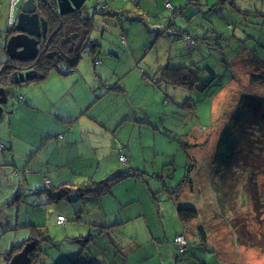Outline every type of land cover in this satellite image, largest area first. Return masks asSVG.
<instances>
[{
    "label": "rangeland",
    "instance_id": "374dc122",
    "mask_svg": "<svg viewBox=\"0 0 264 264\" xmlns=\"http://www.w3.org/2000/svg\"><path fill=\"white\" fill-rule=\"evenodd\" d=\"M140 1L143 11L152 12L138 15L134 10L129 15H119L112 26L102 13L106 9H101L104 0H89L85 6L94 20L90 40L98 46L95 56L102 65L94 66L95 56L91 57V44H87L74 71L79 80L75 81L73 75L61 77H72L71 85L79 83L62 94L60 106L68 110L73 109L74 103L87 100L82 84L90 82V88L98 82L96 89L91 90L98 97L92 95L93 101H88L91 104L86 105L89 108L82 118L90 125L87 131L97 128V133L81 137L76 147L62 152L50 144L35 158V148H25L24 139L10 140L11 130L3 115L6 122H0V141L14 144L15 154H0V264H8L12 250L30 239L43 241L38 245L40 257L35 264H163V261L165 264H264V250L242 248L232 240L230 222H245L246 231L251 233L257 227L253 206H247L250 202L244 197L243 188L239 187L234 195L237 197L234 208L217 204L222 192L215 193L214 189L221 178L229 180L226 171L234 166L241 167L246 181V175L255 174L261 191L264 132L257 134L264 121V30H260L264 20L258 17V11L264 13V0H238L234 6L229 3L223 17L219 13L218 19L209 13L203 0H199L200 6L197 0ZM110 2L109 6L121 5ZM165 4L172 10L165 9ZM180 8L186 12L182 16L177 13ZM172 18L176 34L188 28L215 45H199L192 57L196 63L192 69L198 75L195 91L168 90L163 86L159 89L151 83L159 69L189 63L185 45L178 41L169 43L171 38L165 33L168 19ZM121 22L129 30L128 37L126 32V36L122 35ZM155 28L162 36L154 34ZM125 37L127 45L123 47L121 41ZM238 59L249 73L250 83L245 86L255 91L243 90L236 95V89V94L225 95L219 104L213 102L217 92L232 79ZM23 86L17 87L10 100L9 113L12 108L18 109L17 98L22 96ZM56 87L53 84L52 91ZM260 115L262 118H257ZM248 121L250 129L245 130ZM26 124L29 125V120ZM246 131L262 138L263 143L250 150L249 155L239 153ZM118 145L123 147L120 154L129 158L127 165L120 164L119 155H114L116 150L112 148ZM73 151L81 160H74ZM63 158L72 160L71 169L84 176L85 179L78 177V184L87 179L101 183L119 173L125 177L114 183L109 193L93 197L101 199L55 201L43 192L52 188L42 182L43 177L50 178L45 168L49 173L53 168L40 169V166L54 165ZM23 170L28 174L19 175ZM30 191L35 194H29ZM260 198L264 208V193ZM179 208L198 211L196 225L208 230L209 250L196 247L199 237L197 243L187 240L188 252L179 255L176 249V257L169 261L166 254L172 237L175 233L187 236L177 217ZM58 215L65 218L64 226L56 225ZM131 218L135 221L126 223ZM148 229L156 240L151 235L147 237ZM215 255H220L222 260Z\"/></svg>",
    "mask_w": 264,
    "mask_h": 264
},
{
    "label": "crops",
    "instance_id": "0c3cea01",
    "mask_svg": "<svg viewBox=\"0 0 264 264\" xmlns=\"http://www.w3.org/2000/svg\"><path fill=\"white\" fill-rule=\"evenodd\" d=\"M110 1L120 2L121 5L116 6L115 4H113V6H109V4L111 3ZM148 1H150V0H148ZM200 1L199 0L196 1V2H198V6H200L201 3L203 2L205 4V6L209 9V13L217 19L219 17V13H220V16L223 17L224 10L228 9V4H223L222 6L220 5V6L214 7V5L216 3H218V1H220V0H203L201 3H200ZM233 2H234V4L235 3L238 4V0H233ZM103 3H105V5L103 6V9H105V8L106 9L105 10L102 9L103 10L102 13L104 14V16H106L109 19V21H110L109 24L112 26H115L114 23L116 20H114V19H117V17L119 15L126 14V13L129 15V13H134V10L137 12L138 15H140V14L148 15L150 12H152V10H150V9L143 11L142 4H139V3H141L140 0H133V2H131L130 0H104ZM196 6H197V4H196ZM146 8H149V7H146ZM184 10H185L184 8H180L179 10H177L178 11L177 13L182 16L186 13ZM239 11L242 12V10H240V9H239ZM8 13H9V0H0V35L2 38V43L0 44V72L8 64V61H9V59L6 55V51H5V43H4L5 41L3 40V35L6 34V31L8 29H10V28H8V25H7ZM82 14H83L84 18L92 19L90 17L91 11L87 6H85L83 8ZM193 16H196V15H193ZM258 17L260 19L264 20V13L258 11ZM129 18H130V16H129ZM191 20H193V19H191ZM168 21H169V23H168L167 28L165 29V33L167 30H172L174 28V26L172 25V23H174L173 18L171 20L168 19ZM93 22H94V20H93ZM187 22L190 23V21H187ZM120 24H121V28H122L121 29L122 35L126 36V34H125V32H126L127 37H128L129 36V30L125 29V25L122 24V22ZM154 30H155V32H154L155 35H157L158 37L162 36V33H158L159 31L157 30V28H155ZM201 30L203 31V29H201ZM260 30L261 31L264 30V23H263V25H260ZM4 31H5V33L2 35V33ZM148 32L151 33L152 31L150 29H148ZM206 32L208 35V31H206ZM149 33H148V35H149ZM180 33H182V34L184 33V35L188 36V38H189L188 40H190V39L191 40H193V39L198 40L197 44H191L190 42L187 41V37L184 38L183 36H180L181 34H179L178 36L168 35V37L170 36V38H171L169 43H173L175 41H178V42H180V44L185 45V51L188 52L187 59H189V63L191 65L188 67L187 65L189 63H184V64H182L183 66H181V67L182 68L183 67L184 68H190L192 66L190 69L194 70L192 68H193V66H195L196 63L193 62L194 61L193 58H194L196 51L200 47L199 45L204 46L205 43H206V46H208V47H215V45H211V44H213L212 40L207 39L206 37L204 39H202V38L200 39V37H198L196 35L198 32L192 33L189 31L188 28H186L185 31L180 32ZM203 33H204V31H203ZM148 39H150V38L148 37ZM215 41H217V40H215ZM221 41L222 40H219V42H221ZM157 42L158 41L156 40V44H157ZM121 44L123 45V47H124V45H127L126 37L124 39V43L121 41ZM215 44H217V43H215ZM130 50L132 51V49H130ZM182 51L183 50H181V52ZM217 51L219 52V47H217ZM221 51H222V54L226 57V55L224 53V49H221ZM235 60H236V58L233 61L235 62ZM237 61H239L238 64H236L234 67L232 65V67H233L232 79L229 81L228 85L222 87L217 92V95L213 97V99H214L213 102H216L219 104V101L221 99H223L225 97V95H227L231 92L236 94V91H235L236 89H238V93L236 95L240 94V92L243 90L255 91L254 89H252L253 87L245 86L246 84L248 85L250 83L248 80L249 79V77H248L249 73L246 72L243 67H241V62H242L241 59H238ZM92 62H93V60H92ZM100 64L102 65L101 61H100ZM99 65L96 67H99ZM218 65H221L220 62L218 63ZM181 67H175V68H181ZM76 69H77V66L69 74H60L57 71H52L47 76V78L40 83L24 84L23 88L21 89L23 94H22V96L18 97V98L22 97L24 103L21 104V103L17 102L19 104L18 109L12 108L11 113H9L10 107L7 106V108L5 109V111L3 113V115L5 114L7 117L6 118L7 119V126L9 127V130H11V133H12V134L10 133V140H13V138H15V137L20 139V140L24 139L25 144H26L25 148L26 147H30L29 149L35 148L34 149L35 150V152H34L35 158H38V155L41 152V150L50 144H54V147L58 146L59 150L62 152L64 150H69V149L76 147L77 144L80 143L81 137L86 136L89 133H92V134L97 133V128H92V129H90L91 131H87L86 127L90 128V125L88 124V122H86L87 120L83 121L82 118H84L87 114V110L89 108V107H87L88 106L87 104H91V103H88V101L89 102L93 101L92 95L95 99H96V97H98V95L96 94V91H91V90L96 89L98 82H94V84L90 88L88 87L90 82L86 83V84H82L84 87V93H85V96L87 99L85 102L74 103L72 110L66 109L65 106H60V102L63 99L62 94L66 90L73 89L75 86L76 87L79 86V85H76L79 83H76L75 85H71V82H74L73 79H75V81L79 80L77 73L76 72L74 73V71ZM52 73H54V74H52ZM68 75L69 76L73 75V79H71L72 77L68 78V79L61 78V77H66ZM212 76L214 78V75H212ZM53 84H57L55 91H52V85ZM238 85H239V88H237ZM262 88L264 89V84L262 85ZM25 89H26V91L24 92ZM101 90H103L102 86H101ZM105 90L108 91V86H106ZM54 108H57V111H54L53 110ZM214 112H215V106H212V113H214ZM3 115L0 119V122L1 121L6 122ZM27 118H29V119H27ZM28 120H29V125L26 124V122H28ZM23 124L28 125V126L24 127ZM28 138H30L29 139L30 141L26 142V140H28ZM54 140H56V141L54 142ZM0 143L4 144L7 148L10 149L9 150L10 154L11 153L15 154V152L13 150L14 144H12L10 142L9 145H7L2 141H0ZM111 148H112V146H111ZM112 150H116L114 152V155L120 156V155H122V154H120V152H122L123 147L121 146V149H118V146H116V148H112ZM9 153H7V154H9ZM71 154L74 155L75 161L81 160L80 156L78 154L77 155L75 154V151L71 152ZM119 156H118V160H119ZM124 157L126 158V162L125 163L120 162V164L127 165L129 158H127L126 156H124ZM11 158H14V156H11ZM82 158H84V157H82ZM5 162H7V161H5ZM71 162H72V160L69 161L68 158H66V159L63 158L61 160V162H58L54 165H49L47 163V165L43 164V166H40L41 167L40 169H43L44 167H49V166L53 168V170H51L50 173L48 172L47 168H45L46 173L48 174L47 176L50 178L47 179V178L43 177L42 178L43 184L51 187L52 191L54 193H56L57 190L62 188L63 186H67V187L75 189V188L81 187V186H88V185L96 184L91 179H87L86 181H84L83 184H78V182H79L78 177H81L83 175L77 174L75 170L71 169ZM131 165H132V163H131ZM170 169H173V167L171 166ZM66 172H68V173H66ZM18 174L24 176V175H27L28 172L26 170H23L22 173L18 172ZM31 174L36 176L38 173H31ZM83 178H84V176H83ZM184 183H185V181H184ZM162 186L164 189H166V184L164 182H162ZM178 187L180 188V190L181 189L183 190V188H184L181 185H179ZM180 190H179V192H181ZM33 194H35V193L33 192ZM177 194H180V193H177ZM101 198H93L92 197L93 200L94 199H101ZM88 199L90 200V198H88ZM90 201H92V200H90ZM126 206H128V205H126ZM179 209H181V208H179ZM58 217H62V216L58 215L57 218ZM177 217H178V215H177ZM134 219L135 218L128 219V221H126V223L132 222ZM138 219H139V216L136 217L135 220H138ZM197 221L198 220H196L195 223H193V224L182 226L183 232L185 234H187V236H188L187 239L189 242H193V243L198 242V234H197V229H196L198 226V225H196ZM55 223H56V225H58L57 219H56ZM65 224H66V220H65ZM64 225H58V226H64ZM147 235H148L147 237H150V235H151L155 239V236L153 235V233L151 232L150 229H148ZM177 235H182V234L175 233L174 237H172V239H171V242L169 244V248H167V254L168 255L166 254V256H167L166 258H168L169 261H171L172 259H174L176 257V254H175L176 247L173 244V240ZM159 249L161 250L160 247H159ZM161 259L163 260V258H161ZM221 260H222V257H221ZM163 264H165V261H163Z\"/></svg>",
    "mask_w": 264,
    "mask_h": 264
},
{
    "label": "trees",
    "instance_id": "16d2710c",
    "mask_svg": "<svg viewBox=\"0 0 264 264\" xmlns=\"http://www.w3.org/2000/svg\"><path fill=\"white\" fill-rule=\"evenodd\" d=\"M45 1L46 4L39 2L38 8H39L40 16H42L46 20L48 25L47 47L45 48V50L41 48L39 50V54L37 58L32 62L18 63L9 60L8 64L5 66V69L0 72V80L2 82L7 81L8 79H12L11 76L15 71L14 70L15 67H20V68L31 67L32 70H34V72L36 73V77L32 81L24 82L23 84H20L17 87L28 83L37 84L44 81L52 71H57L56 68L60 63H65L68 66V69L72 72L73 69H75V67L77 66L79 62L78 60L81 57L80 54L85 48V45L87 44H91V50H90L91 57L96 55L95 53L98 46L95 45V43L92 40H90V31L93 30L92 28L93 20L84 18L82 14V10L80 12H74L69 15L60 16L58 15V10L55 0H45ZM229 3L230 5L234 4L233 0H220L218 1V3L214 5V7L220 5L222 6L223 4H229ZM171 31L173 32L172 34H167V33L166 34L174 35V36H178L179 34H181L180 36H183L184 38L187 37V39H189L188 36L184 35V33L176 34L174 32V29H172ZM12 35H15L14 27H11L6 31L7 38ZM190 41L195 42V44L198 43L197 39H193V40L190 39ZM97 60L98 58L97 56H95L93 58V64ZM193 71L194 70H191L190 68H184V67L162 68L157 71V74L155 75L156 78L152 83L159 89L161 88V86H163L164 89L168 88V90L169 88H171L172 90L182 89L187 91H192V90L195 91L198 85V75ZM17 87H15L14 89V94ZM204 89L205 86H203L200 89V91L203 92ZM249 92L252 93L254 91H249ZM17 102L21 104L24 103V101L19 102V98H17ZM239 104H241L242 108H244L243 102L241 103L240 101ZM246 108L248 109L249 107L246 106ZM257 110L258 109H254V111ZM257 118H262V115H260ZM250 125L251 122L248 121L245 130L250 129ZM262 126L263 127L261 126L259 127L260 133L257 134V136L260 135L262 132H264V121L262 122ZM243 135H245L246 137H244L243 145H240L241 147L239 149L240 150L239 153H244V154L246 153L245 155H249L248 153H250V150L254 149L255 147L259 148L261 145H263V143L261 142L262 138L259 137L257 138L255 134L246 131L243 133ZM5 148L6 151L0 152L1 154L4 153L6 154V152L9 153L10 149L7 148L6 146ZM118 149H121L120 145H118ZM241 171H242L241 167L235 169L234 166L231 167L230 171H226L227 174H230L229 180L226 181V178H221L222 181H220L218 185H216L214 188L215 193L217 190H221L222 192L221 198H217L216 203L224 204L227 208L228 207L234 208L233 206H235V203L237 201V197L234 195H236V191L238 190L239 187L243 188L244 197L246 198V200L248 199V202H250V204L247 206L250 208L253 206L254 223L256 224L257 227L255 228L254 233H251L246 231L247 226L245 225V222L242 223L230 222V227L232 231V240L235 243V245L242 248L264 250V208H262L261 204L259 203L261 199L260 198L261 193H264V174L260 175L262 181L260 185L261 191L259 193L257 188L258 184L256 181L257 178H255V174L249 173L248 175H246L248 177L246 181L244 179L243 172ZM124 177L125 174L119 173L101 183H96L88 186H81L75 189L67 186H63L62 188L58 189L56 193L47 190H43V192L48 193L50 198L55 201H60L63 199H67L69 201L71 199L86 200L88 198L101 196L109 193L113 184L119 182ZM251 189H253L254 191L251 192ZM29 194L33 195V192L30 191ZM177 215L183 226L193 224L196 220L199 219L198 211L191 208L178 209ZM206 232L209 233L208 230L203 228L202 226L197 229L199 243L196 245V247L198 246L201 247V249L208 251L209 237L207 236ZM182 237H184L186 241L188 240L186 236L182 235ZM42 242L43 241L40 240L36 241L33 239L25 241V243H23L22 246L17 248V250L15 249L12 250L11 255L8 258V262L10 261L13 255L19 253L27 244H32L33 249L29 254V259H30V264H35L38 258L40 257V254L38 253V245L39 243ZM173 244L175 245L179 255H184L188 252L187 244L185 246V251L183 252L179 251L176 244L174 243V240H173ZM215 247L217 248V246ZM215 257L221 259L220 255H215ZM223 263L224 262H222L221 264Z\"/></svg>",
    "mask_w": 264,
    "mask_h": 264
},
{
    "label": "water",
    "instance_id": "95a60500",
    "mask_svg": "<svg viewBox=\"0 0 264 264\" xmlns=\"http://www.w3.org/2000/svg\"><path fill=\"white\" fill-rule=\"evenodd\" d=\"M89 0H55L58 15L65 16L80 12ZM46 4L45 0H25L22 2L14 25L15 35L3 37L5 51L10 61L28 63L34 61L41 49V43L47 42L48 25L40 16L38 4ZM106 3V2H105ZM102 5L101 9H103ZM5 67L3 68V70ZM12 79L5 82L0 80V119L14 97V89L24 82L32 81L36 77L34 70L14 68ZM32 244H27L19 253L15 254L8 264H30L29 254Z\"/></svg>",
    "mask_w": 264,
    "mask_h": 264
},
{
    "label": "built area",
    "instance_id": "2783aa9c",
    "mask_svg": "<svg viewBox=\"0 0 264 264\" xmlns=\"http://www.w3.org/2000/svg\"><path fill=\"white\" fill-rule=\"evenodd\" d=\"M23 2V0H9V13H8V28H11L15 25L16 22V17L19 12V6ZM165 8L168 10H171V6L169 4H165ZM167 34H172L173 32L171 30L166 31ZM188 40V39H187ZM124 43V40H122ZM191 44H195V42L188 40ZM0 43H1V37H0ZM47 47V42L41 43V48L45 50ZM100 64V61H95L94 65L98 66ZM57 72L60 74H69L71 71L68 69V66L65 63H60L58 64L56 68ZM23 99L19 98V102H22ZM6 151V148L3 144L0 143V152ZM119 162L125 163L126 159L123 156L119 157ZM57 224L58 225H64L65 224V219L64 217H58L57 218ZM174 243L176 244L177 248L179 249L180 252L185 251V246L187 244V241L184 237L182 236H176L174 239Z\"/></svg>",
    "mask_w": 264,
    "mask_h": 264
},
{
    "label": "flooded vegetation",
    "instance_id": "af4514ba",
    "mask_svg": "<svg viewBox=\"0 0 264 264\" xmlns=\"http://www.w3.org/2000/svg\"><path fill=\"white\" fill-rule=\"evenodd\" d=\"M21 69H25V70H32L31 67H25V68H21Z\"/></svg>",
    "mask_w": 264,
    "mask_h": 264
},
{
    "label": "clouds",
    "instance_id": "9594fccd",
    "mask_svg": "<svg viewBox=\"0 0 264 264\" xmlns=\"http://www.w3.org/2000/svg\"><path fill=\"white\" fill-rule=\"evenodd\" d=\"M24 1H25V0H23V2H24ZM21 4H22V3H21ZM21 4H20V6H21ZM20 6H19V8H20ZM18 13H19V12H18ZM13 27H14V26H13ZM0 37H1V36H0ZM1 43H2V38H1ZM1 43H0V44H1Z\"/></svg>",
    "mask_w": 264,
    "mask_h": 264
}]
</instances>
